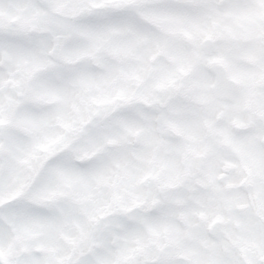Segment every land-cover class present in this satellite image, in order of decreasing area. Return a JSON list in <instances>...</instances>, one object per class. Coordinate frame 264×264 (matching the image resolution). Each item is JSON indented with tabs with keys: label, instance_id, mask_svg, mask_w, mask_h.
<instances>
[{
	"label": "snow or ice",
	"instance_id": "1",
	"mask_svg": "<svg viewBox=\"0 0 264 264\" xmlns=\"http://www.w3.org/2000/svg\"><path fill=\"white\" fill-rule=\"evenodd\" d=\"M0 264H264V0H0Z\"/></svg>",
	"mask_w": 264,
	"mask_h": 264
}]
</instances>
